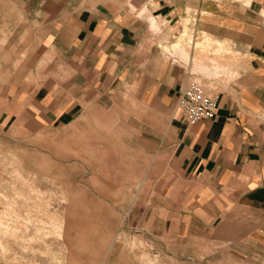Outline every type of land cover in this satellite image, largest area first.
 Instances as JSON below:
<instances>
[{"label":"crops","instance_id":"0c3cea01","mask_svg":"<svg viewBox=\"0 0 264 264\" xmlns=\"http://www.w3.org/2000/svg\"><path fill=\"white\" fill-rule=\"evenodd\" d=\"M251 1L198 0L189 16L196 28L187 62L179 55L166 58L159 41L178 40L192 0H76L84 6L65 8L53 24L44 12L37 18L48 27L42 47L55 53L58 87L44 82L27 98V111H19L18 69H7L5 82L1 67L0 142L13 119L36 115V106L46 123L66 126L83 116L80 101L93 95L122 92L140 99L155 121L151 131L160 132L145 144L155 140L167 165L139 221L136 239L154 247L145 250L147 258L264 264V0ZM19 3L0 0V35L17 34ZM151 17L164 24L159 41L150 35ZM223 71L238 76L227 81ZM193 81L216 97L217 111L191 125L178 105Z\"/></svg>","mask_w":264,"mask_h":264},{"label":"rangeland","instance_id":"374dc122","mask_svg":"<svg viewBox=\"0 0 264 264\" xmlns=\"http://www.w3.org/2000/svg\"><path fill=\"white\" fill-rule=\"evenodd\" d=\"M19 1L17 34L0 35V68L3 81L7 69H18L16 97L19 111L24 112L27 98L44 82L47 87H58L55 53L42 47L48 27L37 18L48 12L45 22L53 24L65 8L73 11L84 4ZM192 1L181 35L173 44L159 41L163 22L155 20V26L150 25V35L159 41L166 58L172 54L188 61L185 49L194 44L196 28L189 16L197 12L198 4ZM215 1L247 4L248 0ZM8 21L2 22L7 30ZM179 43L175 50L173 46ZM221 74L227 81L238 76L230 71ZM95 97L80 101L84 114L69 125L46 123L36 106V115L14 118L13 126L5 131L0 142V264H160L144 254L154 250L153 245L139 244L136 239L139 221L151 206L167 166L161 162L165 156L156 151L157 142L145 144L149 136L154 139L160 132L151 131L155 121L146 115L140 99L122 92ZM139 250H143L141 259L137 258ZM129 251L135 255L131 261L125 254Z\"/></svg>","mask_w":264,"mask_h":264},{"label":"built area","instance_id":"2783aa9c","mask_svg":"<svg viewBox=\"0 0 264 264\" xmlns=\"http://www.w3.org/2000/svg\"><path fill=\"white\" fill-rule=\"evenodd\" d=\"M179 109L183 119L193 125L215 117L217 100L216 97L205 92L201 83L193 81L184 91Z\"/></svg>","mask_w":264,"mask_h":264},{"label":"bare ground","instance_id":"6f19581e","mask_svg":"<svg viewBox=\"0 0 264 264\" xmlns=\"http://www.w3.org/2000/svg\"><path fill=\"white\" fill-rule=\"evenodd\" d=\"M251 3H252V1H251V0H248L246 5H247V6H250ZM261 13H262V15L264 16V10H263ZM154 21H155V18L151 17V18H150V25H151L152 27L155 26V25H154V23H155ZM209 42H210V41H209ZM216 42H217V41H216ZM221 43H222V42H221ZM221 43H220V45H222ZM216 44H217V43H216ZM173 47L175 48V50H177V49L179 50V48H180V43L174 45ZM2 219H3V218H0V223H1V224H3ZM82 237H83V236H82Z\"/></svg>","mask_w":264,"mask_h":264}]
</instances>
